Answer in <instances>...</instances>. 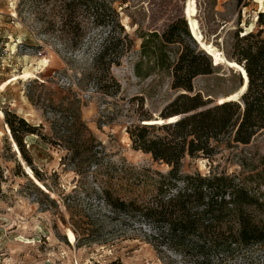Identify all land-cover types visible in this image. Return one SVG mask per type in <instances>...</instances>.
Wrapping results in <instances>:
<instances>
[{"label":"rangeland","instance_id":"obj_1","mask_svg":"<svg viewBox=\"0 0 264 264\" xmlns=\"http://www.w3.org/2000/svg\"><path fill=\"white\" fill-rule=\"evenodd\" d=\"M185 1L114 0L133 45L120 65L112 67L119 88L112 86L107 95L87 77L108 31L92 29L83 47L70 54L57 36L48 32V18L22 9L20 0H0V165L7 179L0 199V264H186L163 246L158 250L147 225L113 218L102 204L104 189L125 200L139 197L151 201L157 193L140 182L143 169L170 170L168 165L154 162L151 155L134 150L128 129L148 116L153 119L144 124H165L159 115L180 93L172 89L170 69L158 68L154 60L142 57L141 37L151 33L161 36L173 22L185 20ZM196 1L197 9L189 6L191 28L199 49L211 57L216 68L212 75L195 78L194 89L202 92L205 100L212 97L214 104L238 101L247 81L243 78L240 91L239 73L227 65L230 62L234 67L235 62L225 53L233 51L238 28L242 34L262 29L264 38V27L257 24L264 0ZM182 50V45H170L164 57L174 63ZM43 60L46 64L40 67ZM69 92L82 102L81 118L97 141L98 162L82 173L66 170L63 151L37 136L27 137V149L34 166L52 187L49 191L24 161L3 111L9 110L34 126L43 123V133L50 135L44 105L32 103L30 97L44 99L50 111L51 102L58 104ZM216 145L211 158L187 156L183 172L235 176L264 201V133L249 145H237L228 138ZM260 217L264 219V213ZM88 234L101 241L87 242L84 237ZM233 264H264V249L250 248Z\"/></svg>","mask_w":264,"mask_h":264},{"label":"trees","instance_id":"obj_2","mask_svg":"<svg viewBox=\"0 0 264 264\" xmlns=\"http://www.w3.org/2000/svg\"><path fill=\"white\" fill-rule=\"evenodd\" d=\"M186 1L187 14L189 6L197 9L196 0ZM20 5L48 18V32L55 34L70 54L83 47L92 29L108 31L87 78L104 94H111L112 86L118 90L111 69L120 65L133 42L121 25L114 0H20ZM183 11L185 15V4ZM257 24L264 27V12L259 13ZM242 32V29L236 30L233 51L225 55L244 68L247 90L238 101L217 104L212 97L205 100L203 93L194 89V79L212 75L216 67L211 57L199 49L186 19L173 22L161 36L151 33L141 37L142 57L154 60L158 68L170 69L172 89L180 93L159 115L165 124H144L153 119L148 116L141 120L142 124L129 128L128 133L134 150L151 155L154 162L166 164L170 170L162 173L143 169L140 182L152 186L157 193L151 201L139 197L125 200L110 190L102 191V204L113 218L147 225L151 231L149 238L157 249L163 246L186 264H233L250 248L264 249V219L260 217L264 213V201L260 196L226 173L183 172V160L187 156L211 158L218 149L216 144L226 138L237 145H249L258 134L264 133L263 30ZM177 44L183 50L171 63L164 57L165 50ZM238 76L240 88L243 78ZM67 95L58 104L51 102L50 111L44 99L30 97L32 103L44 105L50 135L43 133V123L34 126L9 110L3 111L24 161L49 191H53L52 187L34 166L27 149V137L37 136L44 144L63 151L62 166L66 170L82 173L98 162L97 141L81 118L82 102L72 92ZM158 131L166 134L160 136ZM6 180L0 165V199ZM64 204L69 210V203ZM84 238L87 242L101 241L94 234Z\"/></svg>","mask_w":264,"mask_h":264},{"label":"bare ground","instance_id":"obj_3","mask_svg":"<svg viewBox=\"0 0 264 264\" xmlns=\"http://www.w3.org/2000/svg\"><path fill=\"white\" fill-rule=\"evenodd\" d=\"M185 18H186V20L187 21H189L190 22V18L188 17V14H187V1L185 2ZM194 20H196L195 18H194ZM196 22V21H195ZM189 25V24H188ZM190 26H191V22H190ZM190 26H189V29L191 30V28H190ZM253 26V25H252ZM252 30H250V29H248V30H246V33L248 34V33H250ZM192 34V33H191ZM197 44H199V43H197ZM199 46H201L200 44H199ZM230 62H228L227 63V65L230 67V69H234V68H236L237 69V67H235V65H234V67H232V65L231 64H229ZM236 63V62H235ZM46 64V61H41L40 63H39V66L40 67H42V66H44ZM237 64V63H236ZM39 67V68H40ZM37 68L35 67V70H36ZM236 69H234V70H236ZM239 74L241 73V75H244V72H245V70H244V68L242 67V72L241 71H239V70H236ZM242 78H243V76H242ZM244 78H245V76H244ZM243 84H244V81H243ZM242 84V85H243ZM241 88V87H240ZM239 88V89H240ZM247 90V87L245 88V90L244 91H246ZM243 91V92H244ZM245 93V92H244ZM242 96H240V98H241ZM30 241V240H29ZM28 241V242H29Z\"/></svg>","mask_w":264,"mask_h":264},{"label":"water","instance_id":"obj_4","mask_svg":"<svg viewBox=\"0 0 264 264\" xmlns=\"http://www.w3.org/2000/svg\"><path fill=\"white\" fill-rule=\"evenodd\" d=\"M188 24H189V26H190V22H189V21H188ZM190 28H191V26H190ZM198 43H199V42H198ZM199 44H200V43H199ZM229 64H231V63H229ZM235 67H237L236 70H239V71L242 72V67H241V66H239L238 64L235 63ZM242 76H243V78H244V75H242ZM241 89H242V88H240V91H241ZM244 92H245V91H244ZM244 92L240 93L241 96L244 94Z\"/></svg>","mask_w":264,"mask_h":264}]
</instances>
